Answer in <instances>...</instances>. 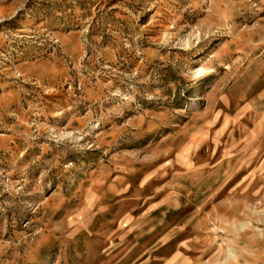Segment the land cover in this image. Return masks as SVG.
Returning a JSON list of instances; mask_svg holds the SVG:
<instances>
[{"label":"rangeland","instance_id":"1","mask_svg":"<svg viewBox=\"0 0 264 264\" xmlns=\"http://www.w3.org/2000/svg\"><path fill=\"white\" fill-rule=\"evenodd\" d=\"M0 264H264V0H0Z\"/></svg>","mask_w":264,"mask_h":264}]
</instances>
